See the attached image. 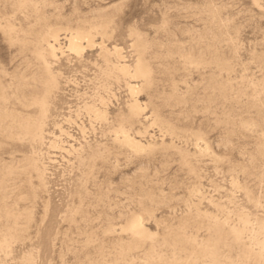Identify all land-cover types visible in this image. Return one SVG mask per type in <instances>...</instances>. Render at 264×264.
<instances>
[{"label":"rangeland","instance_id":"rangeland-1","mask_svg":"<svg viewBox=\"0 0 264 264\" xmlns=\"http://www.w3.org/2000/svg\"><path fill=\"white\" fill-rule=\"evenodd\" d=\"M0 264H264V0H0Z\"/></svg>","mask_w":264,"mask_h":264}]
</instances>
